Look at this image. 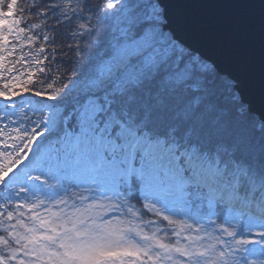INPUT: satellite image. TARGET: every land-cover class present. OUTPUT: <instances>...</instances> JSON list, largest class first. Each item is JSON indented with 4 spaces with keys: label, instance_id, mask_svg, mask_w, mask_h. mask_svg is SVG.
<instances>
[{
    "label": "snow or ice",
    "instance_id": "snow-or-ice-1",
    "mask_svg": "<svg viewBox=\"0 0 264 264\" xmlns=\"http://www.w3.org/2000/svg\"><path fill=\"white\" fill-rule=\"evenodd\" d=\"M0 264H264V0H0Z\"/></svg>",
    "mask_w": 264,
    "mask_h": 264
},
{
    "label": "water",
    "instance_id": "water-1",
    "mask_svg": "<svg viewBox=\"0 0 264 264\" xmlns=\"http://www.w3.org/2000/svg\"><path fill=\"white\" fill-rule=\"evenodd\" d=\"M225 69H226V70H230V69L228 68V66H226V65H225Z\"/></svg>",
    "mask_w": 264,
    "mask_h": 264
}]
</instances>
